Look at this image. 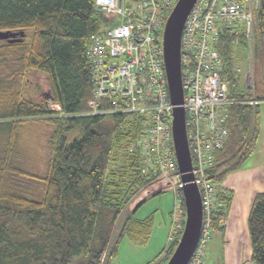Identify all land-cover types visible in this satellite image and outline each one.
<instances>
[{"label":"trees","instance_id":"trees-1","mask_svg":"<svg viewBox=\"0 0 264 264\" xmlns=\"http://www.w3.org/2000/svg\"><path fill=\"white\" fill-rule=\"evenodd\" d=\"M105 26L95 0H0V31L25 34L17 36L20 42L0 41V264H109L124 235L137 236L140 225L152 219L135 218L143 199L120 225L132 202L161 180L143 173L135 148L143 118L87 113L93 93L87 51L92 37ZM237 39L239 46L250 47L246 36L232 31L221 33L215 45L230 96L249 100L253 92L264 100L262 89L257 94L255 88H241L235 71ZM253 48L254 60L258 55L262 59L264 0L254 13ZM33 73L45 75L59 110L44 97L23 94ZM259 105L228 107L229 136L209 171L217 193L208 241L212 232H225L231 210L234 193L222 181L257 149ZM31 122L52 126L43 176L20 162V131ZM70 133H76L71 141ZM36 182L42 196H33ZM179 193L186 210L181 189ZM248 228L252 261L264 264V192L254 198ZM177 244L165 250L166 261Z\"/></svg>","mask_w":264,"mask_h":264},{"label":"built area","instance_id":"built-area-1","mask_svg":"<svg viewBox=\"0 0 264 264\" xmlns=\"http://www.w3.org/2000/svg\"><path fill=\"white\" fill-rule=\"evenodd\" d=\"M177 2L95 0L106 26L92 37L87 51L93 82L87 113L142 117V132L135 148L142 159L143 173L159 176L175 194L168 244L180 241L186 224V210L178 198L182 182L173 140L174 105L162 44L167 18ZM258 5L259 0H197L183 30V107L193 174L203 204L202 232L189 264H206L205 246L217 193L209 171L215 165V153L224 147L229 136L228 107L232 103L256 106L261 102L253 92L249 100L230 96L223 60L215 45L221 33L232 31L246 36L252 48ZM235 71L240 74L241 68L235 67ZM247 77L249 80L251 75ZM249 88L247 84L246 90Z\"/></svg>","mask_w":264,"mask_h":264},{"label":"rangeland","instance_id":"rangeland-1","mask_svg":"<svg viewBox=\"0 0 264 264\" xmlns=\"http://www.w3.org/2000/svg\"><path fill=\"white\" fill-rule=\"evenodd\" d=\"M125 1L132 2L133 0ZM252 50L253 47L251 49V46L247 48L242 45H236L234 47L235 67L241 68L239 74L241 88L246 89L248 84V87L252 90L255 88L257 94L262 89L264 95V53L262 54V59L258 55L255 61L254 51L252 54ZM248 74L251 75L249 80ZM22 92L26 97L33 99L44 97L50 102L49 104L53 109H59V106L52 102L49 83L45 75L41 73L31 74L28 85L22 88ZM252 95L256 97V94ZM260 104L262 108L258 107L260 133L257 149L240 170L229 173L222 181L228 189L230 188L236 194L240 188L238 195H242L243 200L246 202L249 192L253 194L264 191V102H260ZM51 131L52 126L39 122L28 123L20 131L19 145L22 153L20 162L25 169L39 176H43L46 173V165L49 158L48 137ZM74 136H76V133H70L68 135L69 141ZM253 159L254 161H252ZM257 166L263 167V172L258 169L255 171ZM227 180L230 182H227ZM229 183L231 186H229ZM32 189L35 197L42 193V186L37 182L32 186ZM159 189H165L166 191L160 195H151ZM178 198L182 206L183 200L180 193ZM143 199H146V201L138 207L135 218L137 220L152 219L144 225H140L138 234L135 233L137 236L124 235L116 255L110 259L109 264H152L157 260H160L161 264H167L168 261L164 258V254L169 246L171 213L174 211L176 204L175 194L167 188V184L164 181L157 182V184L151 186L132 202L126 214L122 216L120 225H122L127 214L131 210H135ZM252 205L251 203L248 205L250 210L246 220L245 216H242V219L237 217L235 224L228 227L226 232H212L211 239L205 247L207 264H256L252 261V248L248 228V218ZM120 225L116 235L119 232Z\"/></svg>","mask_w":264,"mask_h":264},{"label":"water","instance_id":"water-1","mask_svg":"<svg viewBox=\"0 0 264 264\" xmlns=\"http://www.w3.org/2000/svg\"><path fill=\"white\" fill-rule=\"evenodd\" d=\"M197 0H178L167 18L163 32L165 69L173 111V140L181 175L182 194L186 209V224L180 241L167 264H189L200 240L203 227V204L199 186L193 174V161L187 136V114L183 107L184 87L182 81L181 41L187 18ZM23 32L0 31V41H22L17 36Z\"/></svg>","mask_w":264,"mask_h":264},{"label":"crops","instance_id":"crops-1","mask_svg":"<svg viewBox=\"0 0 264 264\" xmlns=\"http://www.w3.org/2000/svg\"><path fill=\"white\" fill-rule=\"evenodd\" d=\"M260 101L264 102V100L263 101L260 100ZM260 108H262V107L260 106ZM261 111H263V110L261 109ZM252 161H254V159ZM263 167L257 166V167H255V171H257V169H258L260 172L261 171L263 172ZM227 182H230V181L227 180ZM222 185L224 187H226L225 184L222 183ZM229 186H231L230 183H229ZM226 188H228V187H226ZM240 190H241L240 188L237 190V194L232 190L233 193H234V197H233V200H232L231 210H230V213H229V216H228V219H227V226H226L225 232L227 231L228 227L233 226L235 224V220H236L237 217H240L242 219V216H245V220H246V217H247V215L249 213V210H250V206H248V205L250 203L252 205V203L254 201V197L256 196L257 193H259V192H257V193L251 194V192H249L248 200L246 202V201L243 200V196L242 195H238L240 193ZM242 222H244V220H242Z\"/></svg>","mask_w":264,"mask_h":264},{"label":"clouds","instance_id":"clouds-1","mask_svg":"<svg viewBox=\"0 0 264 264\" xmlns=\"http://www.w3.org/2000/svg\"><path fill=\"white\" fill-rule=\"evenodd\" d=\"M251 46V45H250ZM252 49V48H251ZM253 51H254V48H253Z\"/></svg>","mask_w":264,"mask_h":264},{"label":"bare ground","instance_id":"bare-ground-1","mask_svg":"<svg viewBox=\"0 0 264 264\" xmlns=\"http://www.w3.org/2000/svg\"><path fill=\"white\" fill-rule=\"evenodd\" d=\"M100 115V114H99Z\"/></svg>","mask_w":264,"mask_h":264}]
</instances>
